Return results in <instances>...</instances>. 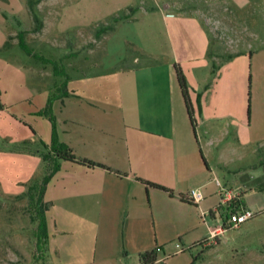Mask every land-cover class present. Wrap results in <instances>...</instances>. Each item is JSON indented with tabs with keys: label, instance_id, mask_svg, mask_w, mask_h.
I'll return each instance as SVG.
<instances>
[{
	"label": "rangeland",
	"instance_id": "rangeland-1",
	"mask_svg": "<svg viewBox=\"0 0 264 264\" xmlns=\"http://www.w3.org/2000/svg\"><path fill=\"white\" fill-rule=\"evenodd\" d=\"M157 5L169 6L165 14L178 9L180 14L193 16L190 19H195L200 28L190 19L183 21L176 29H169L172 43H168L164 23L154 13ZM32 7L29 30L39 29L40 23L44 29L40 35L28 39L26 46L36 55L32 58L34 63L42 64L40 56L55 61L54 68L52 62L44 63L50 72L49 85L54 88L64 80L63 72L71 77L81 72L99 73L122 66L124 60L138 58L133 44L159 52L163 57L177 55L175 64L184 78L194 133L201 154L204 152L213 170L211 177L217 178L225 190L240 193L237 198L240 207L236 210L242 208L252 213L239 225L229 226L226 217L235 209L232 207L235 201L219 200L213 217L197 216L198 225L192 213L183 211L173 215L177 218L176 228L167 229V222L162 220L157 233L151 218L145 217L146 227L143 235H139L146 244L143 251L162 247L161 251H155L161 256L156 264H264V190L238 188L239 182L250 180L249 177L254 183L264 178L261 170L251 172L264 163V146L255 154L244 146L238 148L234 142L236 124H227L219 133L198 116L202 103H241L243 120L247 100L249 105L264 107V0H31L29 9ZM16 32L14 29L5 45L14 39ZM205 34L211 41L213 58L209 60L207 56L196 55ZM14 51L24 55L20 47L16 46L11 53ZM191 54L196 55L195 61L187 57ZM10 121L7 118L2 122L6 132L14 131ZM261 121L252 124V129L255 125L259 132ZM217 135L225 136L228 143L220 142ZM1 143L0 264H139L129 237L121 231L110 228L99 234L89 229L86 220L73 217L61 220L63 207L56 200L55 186L62 172L57 173L58 170L46 184V200L51 202L55 198L54 203L49 207L43 199L48 204L44 211L46 241L40 254L32 257L35 222L29 218L25 192L28 185L44 174L45 164L40 156L43 149L36 155L32 147L27 149L28 142H23L19 147L24 156L10 155V142ZM27 154L35 155V160ZM215 227L222 230L208 233ZM155 240L164 242L154 246ZM92 252H96L94 262L90 261Z\"/></svg>",
	"mask_w": 264,
	"mask_h": 264
},
{
	"label": "crops",
	"instance_id": "crops-1",
	"mask_svg": "<svg viewBox=\"0 0 264 264\" xmlns=\"http://www.w3.org/2000/svg\"><path fill=\"white\" fill-rule=\"evenodd\" d=\"M167 8V5H157L154 13L157 12V18L164 23L166 39L172 43L169 29H176L191 15L180 14L178 9L165 14ZM30 12L34 13V9H29L27 0H0V145L4 140L10 142L13 148L8 150L9 154L18 156H24L20 143L28 142L27 149L30 146L39 155L41 142L47 144L50 138L48 119L37 114L54 89L48 81L50 72L44 63H34L31 54L11 53L16 46L19 48L18 31H22L26 44L44 29L40 23L39 29L29 30ZM190 20L200 28L195 19ZM14 29L16 36L5 45ZM202 42L196 55L207 56L208 60L213 58L209 48L211 41L206 34ZM133 46L138 50V58L124 60L120 67L67 76V95L53 100L51 111L58 141L66 144L77 159L101 165L87 167L60 161L57 173L62 172L55 186L56 200L63 207L61 220L71 217L86 220L89 229L99 234L110 228L121 231L129 237L139 263V254L146 247L139 238L146 227L145 217L151 218L156 233L162 220L167 222V229L176 228L177 218L173 215L183 211L188 215L192 213L198 225V215L201 219L205 215L214 216L222 194L189 124L173 70L177 55L163 57L138 44ZM196 55L187 57L195 61ZM242 110L241 103H202L198 116L201 122L215 127L219 133L227 124H236L235 146H244L255 154L264 146V107L250 104L249 117L244 120ZM7 118L14 131H4L2 122ZM258 120L261 121L259 132L255 125L252 129V124ZM218 139L227 141L225 136ZM263 165L260 163L251 172H264ZM136 178L160 184L169 189L170 194L145 188ZM249 178L240 181L238 188L264 190V178L256 183ZM189 189H196L202 197L198 201L179 200L178 194L185 195ZM46 192L47 185L43 199L50 207L55 198L47 201ZM217 228L208 233H217ZM158 242L153 241L154 246ZM158 249L161 251L162 247ZM95 259L96 252H92L90 261ZM159 260L161 256L156 253L154 264Z\"/></svg>",
	"mask_w": 264,
	"mask_h": 264
},
{
	"label": "trees",
	"instance_id": "trees-1",
	"mask_svg": "<svg viewBox=\"0 0 264 264\" xmlns=\"http://www.w3.org/2000/svg\"><path fill=\"white\" fill-rule=\"evenodd\" d=\"M29 5H31V0H27ZM22 31L17 32V39H18V46L27 54H31L32 57H35L34 53L31 52V50L26 46V44L22 40ZM42 63H51L53 64V68L55 67V61H51L47 58L43 57H38ZM173 70L175 74V79L180 91V95L182 97V101L185 107V111L189 120V124L191 126V129L194 134V122L192 119V110H191V105L189 102L188 94H187V89L185 86L184 78L183 75L176 66V64H173ZM58 72V70H57ZM64 75V80L60 83L58 87H55L51 93L47 96L46 101L44 106L37 112V114L45 116L49 123H50V138L49 142L43 143L41 142V146L43 151H41V159L43 160L45 164V170L42 178L34 182L30 185L27 186L26 188V198H27V205L30 211V220L35 222V229L33 233L34 237V252L32 254V257L35 255L40 254V249L43 246V244L46 241V226H45V217H44V211L47 209L48 204L43 201V192L45 189V186L49 180V178L59 169L60 166V161H69V162H76L82 165H85L87 167H92L95 165L101 166L99 164H95L91 161L84 160V159H77L71 149L64 143L58 141L57 139V134L55 130V120L54 116L51 111V103L53 100L57 98H61L67 95L66 91V80L67 76L63 72ZM248 98V97H247ZM2 107L0 103V108ZM197 109L199 110V104H197ZM246 116L248 117V112H249V104L248 100L246 103ZM263 164V163H261ZM264 167V165H263ZM140 183L144 185L145 188L151 187L154 189L162 190L170 194V190L165 188L164 186L147 181L141 178H136ZM178 198L181 201H187L188 200L185 195L183 194H178ZM238 203V199L236 201ZM139 264H154L155 262V251L154 250H149V251H143L142 253L139 254Z\"/></svg>",
	"mask_w": 264,
	"mask_h": 264
},
{
	"label": "built area",
	"instance_id": "built-area-1",
	"mask_svg": "<svg viewBox=\"0 0 264 264\" xmlns=\"http://www.w3.org/2000/svg\"><path fill=\"white\" fill-rule=\"evenodd\" d=\"M215 182L219 188V191L222 194L221 201L223 203H227L228 201H236V199L238 198L237 192H235L231 189L225 190L223 187L220 186L218 181H215ZM185 197L190 201H198L202 197V195L196 189H190L186 192ZM235 204L232 206L235 209L233 208L234 210L230 211L226 217V221L229 224V226H231V225L237 226L252 216V213L250 210L242 209V208H240L239 210H236V208L239 207V205L237 204V202H235ZM221 230H222V228H220V227L217 228V232H219ZM158 250H159L158 247H155V251H158Z\"/></svg>",
	"mask_w": 264,
	"mask_h": 264
}]
</instances>
